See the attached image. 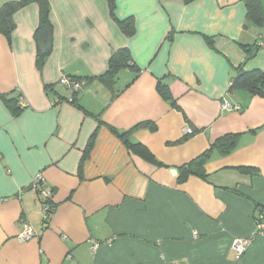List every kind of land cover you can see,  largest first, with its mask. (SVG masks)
Returning a JSON list of instances; mask_svg holds the SVG:
<instances>
[{
  "label": "crops",
  "instance_id": "1",
  "mask_svg": "<svg viewBox=\"0 0 264 264\" xmlns=\"http://www.w3.org/2000/svg\"><path fill=\"white\" fill-rule=\"evenodd\" d=\"M115 3L118 19L134 22L130 36L108 0H50L53 47L42 70L37 3L17 11L11 40L0 32V264H264V93L233 86L242 71H264V25L248 20L245 0ZM243 45L259 51L247 59ZM121 48L130 65L107 79ZM62 75L83 89L70 91ZM3 95L17 98L18 115ZM224 96L241 108L221 111ZM141 122L153 128L130 140L163 165L108 127ZM227 134H238L235 148L216 151L205 177L179 182L180 166ZM40 173L53 192L48 223L46 194L32 184ZM26 222L35 236L21 241ZM238 237L252 238L240 259Z\"/></svg>",
  "mask_w": 264,
  "mask_h": 264
},
{
  "label": "trees",
  "instance_id": "2",
  "mask_svg": "<svg viewBox=\"0 0 264 264\" xmlns=\"http://www.w3.org/2000/svg\"><path fill=\"white\" fill-rule=\"evenodd\" d=\"M190 1V0H187ZM110 6V12L112 17L117 21L121 30L126 35H132L135 31V25L132 19L119 20L116 15V3L115 0H108ZM246 5L248 7L247 18L249 21H252L256 25L263 26L264 25V2L263 0H245ZM37 3L40 6L41 10V27L43 28L46 24V14L50 11V0H13L8 1L2 5L0 8V32L3 33L8 40H11V36L13 31L15 30L16 23L14 20V16L21 8L30 4ZM208 41L211 45L214 44V40L212 38H208ZM247 52V59L253 58L257 52L259 51V46H242ZM48 54L38 53L37 56V65L40 70H42L47 61ZM130 59V52L127 48H121L117 50L110 58L109 67L104 77L107 79L115 78L119 69L125 65H130L128 61ZM234 87H243L249 89L254 93H264V71L255 70L251 72L242 71L238 74V76L233 81ZM160 92L166 97L169 98V92L166 91L165 87L159 85ZM4 99L7 101L9 106L13 109V113L18 115L20 110L22 109L17 104V98H7L3 95ZM151 127V123L141 122L130 128L126 131H120L114 126L109 125V129L117 135L119 138L123 140L127 148L134 154L140 156L146 161L156 164L163 165L155 155L149 150L147 146L143 143L132 142L129 138V135L136 129L141 127ZM97 136V131L93 133L90 139L89 146L85 152L84 158L89 157L90 150L92 145L95 142ZM238 134H227L215 142L211 144V146L203 152L197 158L191 160L190 162L180 166V176L179 182H186L191 175H198L205 177L206 170L205 165L210 157L216 152H220L221 154L230 153L237 144ZM82 170V163L80 165V171ZM53 206V204H52ZM54 211V206H53ZM256 222H264V207L260 208L258 215L256 216Z\"/></svg>",
  "mask_w": 264,
  "mask_h": 264
},
{
  "label": "built area",
  "instance_id": "3",
  "mask_svg": "<svg viewBox=\"0 0 264 264\" xmlns=\"http://www.w3.org/2000/svg\"><path fill=\"white\" fill-rule=\"evenodd\" d=\"M261 46H264V40L261 41ZM60 83L69 89L72 92H79L83 89V83L76 79L71 78L66 75H62L60 78ZM221 111H229V110H239L241 108L240 105L231 103L224 96L220 105ZM33 188L38 189L39 186H42L43 192L46 194V200L43 202V210H44V222L48 223L53 216V206L51 202V198L53 192L49 190L48 187L43 184V175L38 174L33 180ZM257 232L264 233V222L257 223ZM35 236V231L33 227L28 223H24L22 231L18 235V239L21 241L30 240ZM252 243L251 237H238L233 240L232 248L235 252L236 259H240L243 254L247 251L249 246ZM98 243L94 244V248L98 247Z\"/></svg>",
  "mask_w": 264,
  "mask_h": 264
},
{
  "label": "water",
  "instance_id": "4",
  "mask_svg": "<svg viewBox=\"0 0 264 264\" xmlns=\"http://www.w3.org/2000/svg\"><path fill=\"white\" fill-rule=\"evenodd\" d=\"M53 47V34L51 25L46 14V24L39 34V49L41 54H49Z\"/></svg>",
  "mask_w": 264,
  "mask_h": 264
}]
</instances>
